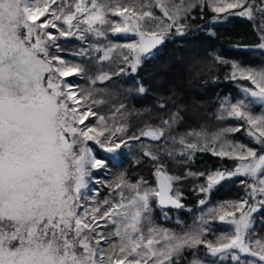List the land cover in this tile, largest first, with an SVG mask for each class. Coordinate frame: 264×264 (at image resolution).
Returning <instances> with one entry per match:
<instances>
[{
	"label": "snow or ice",
	"instance_id": "obj_1",
	"mask_svg": "<svg viewBox=\"0 0 264 264\" xmlns=\"http://www.w3.org/2000/svg\"><path fill=\"white\" fill-rule=\"evenodd\" d=\"M196 8L214 22L253 21L251 49L264 53V0H0V264H264L255 217L264 212V67L230 63L225 79L252 86L222 98L215 119L239 123L214 131L185 128L188 108L174 92L140 110L131 101L148 92L142 82L107 86L137 74L169 34L185 35ZM69 38L80 46L67 54L60 40ZM242 130L253 146L230 138ZM89 142L108 155L98 158ZM132 142L152 181L126 171L94 176L119 167V150ZM200 152L234 167L168 170V161L187 165ZM201 177L193 189L204 195L201 206L233 177L244 195L206 207L191 226L177 220L180 231L158 223L156 209L170 219L166 209L185 207L180 185ZM216 222L230 230L207 239Z\"/></svg>",
	"mask_w": 264,
	"mask_h": 264
},
{
	"label": "trees",
	"instance_id": "obj_2",
	"mask_svg": "<svg viewBox=\"0 0 264 264\" xmlns=\"http://www.w3.org/2000/svg\"><path fill=\"white\" fill-rule=\"evenodd\" d=\"M193 17L186 22L185 35L169 34L164 43L158 48L155 57L146 61L134 76L117 77L107 86L113 92H119L121 88L128 89L136 86L137 82H142L148 92L142 96L132 99L131 103L135 108L143 110L154 107L158 93L171 95L173 92L188 108L187 118L184 127H199L206 125L209 130L235 125L238 121L221 122L215 119L222 98L231 97L233 99L242 97V87H251L248 81H232L225 77L230 72V63L235 61L242 66L264 67V53L251 49L258 43V37L254 31V22L238 16H230L224 22H214V14L207 8L203 13L199 8L193 12ZM60 44L65 48L66 53L80 46V41L69 38L61 39ZM221 56L229 64H220L215 61V56ZM70 58V57H69ZM75 79V78H70ZM84 84V81H80ZM111 99V98H108ZM113 103H118L112 100ZM106 110V108L102 109ZM255 114H260L261 108H253ZM135 125V120L133 121ZM183 131V129H181ZM240 143L253 146V142L242 130L234 133L230 137ZM94 149V154L98 158H104L108 154L103 152L99 146L90 142ZM258 147V146H257ZM121 156L118 158L119 167L112 166L107 172L103 170L94 172V176L101 180H111L121 171H126L132 179L144 176L152 181L151 164L145 160L137 165L136 159L140 157L137 142H132L129 148L119 150ZM168 170L175 174H182L185 168H190L193 172H208L216 169L231 170L234 161L221 159L208 152L197 153L193 162L187 165L177 164L175 161H168ZM241 177H233L222 181L210 193L207 206L199 205L198 201L204 195L194 191V187L205 182V178L193 181L185 180L180 188L183 191L182 200L185 207L183 209H166L170 219L165 220L160 214V209H156L155 218L164 227L181 230L179 220L184 226H191L200 216L206 207L214 206L224 201L238 200L244 195V189L239 181ZM91 187L99 189L100 197L107 196L108 189L99 184ZM264 212L255 214L256 228L260 233H264L260 219ZM216 229L215 234H209L207 239L214 240L216 235L230 230V226L216 222L212 224ZM203 251V249H201Z\"/></svg>",
	"mask_w": 264,
	"mask_h": 264
},
{
	"label": "rangeland",
	"instance_id": "obj_3",
	"mask_svg": "<svg viewBox=\"0 0 264 264\" xmlns=\"http://www.w3.org/2000/svg\"><path fill=\"white\" fill-rule=\"evenodd\" d=\"M90 143V142H89ZM90 146H92L91 144H90ZM103 151V150H102ZM104 152V151H103ZM261 234H264V233H261ZM224 264H231V262L229 261V260H225V262H224Z\"/></svg>",
	"mask_w": 264,
	"mask_h": 264
},
{
	"label": "water",
	"instance_id": "obj_4",
	"mask_svg": "<svg viewBox=\"0 0 264 264\" xmlns=\"http://www.w3.org/2000/svg\"><path fill=\"white\" fill-rule=\"evenodd\" d=\"M161 46V45H160ZM160 46H158V48L160 47ZM183 203V202H182Z\"/></svg>",
	"mask_w": 264,
	"mask_h": 264
}]
</instances>
